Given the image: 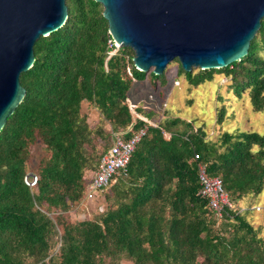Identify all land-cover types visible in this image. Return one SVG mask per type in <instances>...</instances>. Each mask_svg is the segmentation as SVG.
I'll return each mask as SVG.
<instances>
[{"label": "trees", "instance_id": "trees-1", "mask_svg": "<svg viewBox=\"0 0 264 264\" xmlns=\"http://www.w3.org/2000/svg\"><path fill=\"white\" fill-rule=\"evenodd\" d=\"M65 4V24L34 44V63L19 78L25 96L0 131V264H264L258 231L237 210L216 217L199 196L197 170L201 164L208 177L221 180L231 205L259 195L264 136L255 132L223 133L212 143L200 128L177 118L148 126L104 193L106 211L70 222L68 206L83 199L113 144L104 124L112 132L131 128L127 139L153 122L138 108L133 118L128 94L135 82L163 85L165 72L137 71L128 48L107 59L110 37L101 6L94 0ZM177 74L193 87L223 74L235 97L248 90L254 112H261L264 17L240 61L196 73L178 64ZM84 105L99 114L100 125H88ZM224 115L221 109L218 124ZM97 145L102 152L95 156ZM32 177L30 187L25 180Z\"/></svg>", "mask_w": 264, "mask_h": 264}, {"label": "water", "instance_id": "water-1", "mask_svg": "<svg viewBox=\"0 0 264 264\" xmlns=\"http://www.w3.org/2000/svg\"><path fill=\"white\" fill-rule=\"evenodd\" d=\"M109 37L133 52V67L161 76L177 60L190 73L244 58L264 17V0H94ZM66 0H0V131L25 96L19 78L33 47L67 20Z\"/></svg>", "mask_w": 264, "mask_h": 264}, {"label": "rangeland", "instance_id": "rangeland-1", "mask_svg": "<svg viewBox=\"0 0 264 264\" xmlns=\"http://www.w3.org/2000/svg\"><path fill=\"white\" fill-rule=\"evenodd\" d=\"M178 64L173 61L165 69V81L155 82V86L148 80L135 82L128 94V105L133 118L134 110L141 109L152 114V124H158L166 119H180L192 123L194 128H200L205 134V140L215 143L223 133L255 132L264 136V108L261 112H254L250 100L249 91L246 90L237 98L231 89L232 81L223 74H214L212 80L197 87L190 86L184 76L178 77ZM198 70L193 69L192 73ZM224 110V119L217 123L218 112ZM82 113L87 117L88 125L93 128L101 124L99 114L84 105ZM142 118V117H141ZM104 129L112 134V137L121 132H112L110 127L104 124ZM38 156L42 154L39 145L35 146ZM102 146L95 147V156L100 155ZM105 194L101 199L104 204ZM232 210H237L244 215L245 220L258 231V237L264 242V190L257 196H247L234 205ZM86 210L83 211L79 203L68 206L66 214L70 222H82L88 220ZM93 213V212H92ZM91 214V211L89 212ZM53 214H49L51 217ZM93 216L95 215H91ZM55 247L53 253L57 251ZM118 264H131L122 259Z\"/></svg>", "mask_w": 264, "mask_h": 264}, {"label": "built area", "instance_id": "built-area-1", "mask_svg": "<svg viewBox=\"0 0 264 264\" xmlns=\"http://www.w3.org/2000/svg\"><path fill=\"white\" fill-rule=\"evenodd\" d=\"M107 46L109 48L108 59L117 52L119 46L111 38L107 41ZM148 126L155 127L149 122L127 139L124 137L131 132V128L113 137V144L101 157L83 199L78 202L81 209L86 210V214H84L88 219H92L91 215L102 214L106 211L107 205L104 204L101 197L108 189L110 181L125 170L136 145L145 136ZM197 160H199L198 156L194 155V161ZM197 170L199 196L207 201L209 209L215 213L216 217L220 218L225 209H232L227 193L223 190L222 182L218 178L208 177L201 164H198ZM25 182L32 187L36 183V178L32 177L31 182L26 180ZM90 211L91 214H89Z\"/></svg>", "mask_w": 264, "mask_h": 264}]
</instances>
